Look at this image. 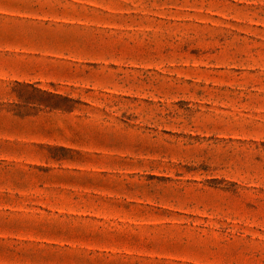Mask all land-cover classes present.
Masks as SVG:
<instances>
[{"label": "rangeland", "instance_id": "rangeland-1", "mask_svg": "<svg viewBox=\"0 0 264 264\" xmlns=\"http://www.w3.org/2000/svg\"><path fill=\"white\" fill-rule=\"evenodd\" d=\"M0 264H264V0H0Z\"/></svg>", "mask_w": 264, "mask_h": 264}]
</instances>
